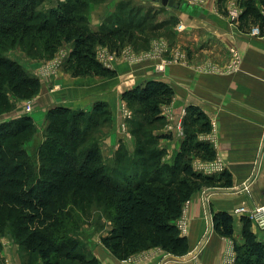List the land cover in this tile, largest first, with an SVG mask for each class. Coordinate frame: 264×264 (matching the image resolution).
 <instances>
[{
  "label": "trees",
  "instance_id": "16d2710c",
  "mask_svg": "<svg viewBox=\"0 0 264 264\" xmlns=\"http://www.w3.org/2000/svg\"><path fill=\"white\" fill-rule=\"evenodd\" d=\"M50 2L0 0V113L11 108L10 94L24 99L41 88L39 77L28 75L16 60L3 56L8 47L19 46L33 57L50 59L71 42L72 50L63 67L66 72L113 77L117 70L99 60L98 46L119 51L134 42L133 30L143 28L144 20L126 14L124 4L96 30L88 19L91 0H57L51 7L47 6ZM239 3L243 7L239 29L247 33L258 26L264 35V0ZM174 92L170 83L160 79L147 80L123 92V99L138 114L132 126L138 144L134 159L129 160L124 151L118 154L122 181L114 178L107 166L96 136L101 123L110 118L106 101L97 102L90 113L63 106L49 110L37 161L23 147L36 131L32 117L0 123V220L5 215L13 222L12 230L22 236L27 252L38 255L43 264H100L97 257L83 254L78 238L69 234L66 210L75 195L104 197L113 206V226L103 235L102 243L117 259L152 247L178 257L189 252L188 238L177 225L185 204L204 188L234 184L227 169L205 174L194 168V157H216L212 144L199 139V134L212 130V125L207 113L196 105L188 108L192 129L185 136L178 160L174 165L162 163L164 151L156 145L158 139L168 136H153L151 130L164 120L162 105L172 102ZM129 161L131 166H127ZM213 215V229L233 238L234 215L227 210ZM252 227L244 215L243 241L234 243V264H264V240Z\"/></svg>",
  "mask_w": 264,
  "mask_h": 264
},
{
  "label": "crops",
  "instance_id": "0c3cea01",
  "mask_svg": "<svg viewBox=\"0 0 264 264\" xmlns=\"http://www.w3.org/2000/svg\"><path fill=\"white\" fill-rule=\"evenodd\" d=\"M110 1L91 6L89 19L96 29L111 16L115 3L121 0H113L108 6ZM203 2L200 8L189 7L185 35L177 37L179 45L194 50L192 53L197 57L193 58L197 60L193 65L173 63L165 72L157 73L154 61L136 65L119 61L108 66L118 71L113 77H73L59 71L50 81L41 79L39 100L51 106L59 104L83 110L92 109L95 102L106 101L114 113V127L120 121L123 92L147 80L160 79L174 88L175 111L195 104L218 125L217 160L233 175L234 186L207 187L194 193L185 204L177 224L185 219L186 232L182 233L188 238L189 252L175 257L160 247H152L137 251L128 259H117L103 244L96 252L100 264H226L225 258L235 253L234 243L243 241L244 215H236L235 210L241 205L251 209L264 203V35L245 33L239 26L230 25L216 0ZM55 3L54 0L47 6ZM71 46L72 43L67 42L62 47ZM233 46L240 51L242 60L239 68L229 71L226 66ZM204 58L222 66L224 71H202L199 61ZM50 86L56 89L52 93H49ZM251 175L256 177L252 179ZM247 186L250 191L246 190ZM222 210L235 217L233 238L221 236L213 229V212Z\"/></svg>",
  "mask_w": 264,
  "mask_h": 264
},
{
  "label": "rangeland",
  "instance_id": "374dc122",
  "mask_svg": "<svg viewBox=\"0 0 264 264\" xmlns=\"http://www.w3.org/2000/svg\"><path fill=\"white\" fill-rule=\"evenodd\" d=\"M53 1L54 0H51V2ZM104 1L106 0H91L89 4V12L92 9L91 6L103 3ZM176 1L180 2L179 7L172 5L164 6L161 3H155L151 0H121L116 2L115 6L113 7L114 10L112 14L119 13V6L124 4L126 14L130 13L129 15H131V17H135V19H138L139 21L144 20L142 25L143 28L141 27L142 29L133 30V32H135L134 42L127 43L125 47L119 51H111L105 46L98 48L96 52L98 58L103 61L105 66H113L115 62L119 61L132 65L142 64L146 61H154V66L156 69L155 71L157 73L165 72L169 65H173V63L193 65V61L197 60L193 57L197 56H194V53H192L193 49H191L189 46L184 44L179 45L181 43L178 42L177 37L178 35H185L186 29L188 27L187 11L189 7L200 8L201 3L204 0ZM109 3L110 4H108V6L114 3V1L111 0ZM216 3L219 5V9L223 16H225V18L230 22V25L234 24L235 26H239V21L236 22L237 20L232 19L230 15V7L232 6V3L237 4L239 3V0H216ZM89 22L91 23L90 19ZM103 22L97 28H100L103 25ZM91 26L96 29L92 23ZM248 33L251 34V31L249 30ZM71 50L72 46L71 48L60 47L55 53L56 55L49 59L33 57L28 54L27 49H23L19 46H11L8 47L5 52H3V56L16 60L28 75L37 78L39 77L40 83L42 78L49 79L50 81L53 75L59 71L61 73H69L73 77L89 76H74L70 71L66 72L65 69H63L65 62L70 56L69 53ZM203 57L200 56L199 58ZM228 63L229 62H227V66L229 65ZM199 65V68L202 71H224L222 66L215 65L211 59L207 58L199 61ZM53 90V86H50L49 93L54 92L56 89L54 91ZM39 92L31 93L27 98L24 99H19L15 95L10 94L8 98L11 102V108L0 113V123H9L11 120L24 116L32 117L36 131L34 135L25 141L23 147L26 149L27 155L32 157V160L34 159L35 161H37L36 153L39 150L40 142L45 139V131L49 122L47 115L49 110L54 109V107L57 106H63L59 104L51 106L49 103L39 100ZM173 100L170 104L162 105V114L165 116V118L164 120L155 124L151 130L153 136H160V134H166L168 136L158 139L159 142L156 147L164 151L162 155V163L170 165H174V163H176L178 160V154L182 150L183 144L185 142V136L187 132L192 129V125H190V113L188 108L190 105H195L189 104V106L183 108L182 111L177 112L173 107ZM96 103L97 102H95L93 105V108ZM93 108L90 110L71 109L90 113L92 112ZM200 109L203 110L201 107ZM203 111L205 112V110ZM119 112L120 121L117 126L114 127V113L110 107V118L107 122L101 123L96 136L99 138L101 153L107 166H109L114 172V178H118L119 181H122L121 179L123 178L124 172L121 170L122 166L120 163H118L117 157L121 151H124L126 152L129 160L134 159L133 155L137 148L138 142L132 132V126L133 123H135L134 121L138 120V114L135 112L134 108L128 106L124 99L122 100L119 107ZM209 119L212 125V130L210 132L199 134V139L201 141L210 142L217 154V143L215 142V137L217 134L218 125H216V122L210 117ZM112 139L114 140L113 143L108 142L109 140L112 141ZM169 142L171 143L169 144ZM217 156L218 155H216L214 159L206 160L202 157H194L192 161L194 168L205 174L221 173L226 169L224 168L223 162L217 160ZM132 163L133 162L130 163L129 161L127 166H131ZM38 168L39 165H37V169ZM208 168L221 170L210 173L209 170H207ZM127 174H129V172ZM255 177L256 175H251L252 179ZM210 188L222 189L229 187ZM248 189L249 187L247 186L246 190ZM250 190L251 189H249V191ZM189 201L190 200H188V202ZM68 204L69 205L66 211L69 214V216L67 215L69 220H66V222L69 234H72L78 238L80 242L79 249L83 254L97 257L96 252H98L99 249L101 250L100 246H103V235H106L113 226L112 218H110V209L113 206L109 203H106L104 197L96 195L86 196L84 198L75 195L69 200ZM3 216V219L0 220V264H43L42 259L38 255H32L22 247V236L17 235L14 230H12L13 222L8 220L5 215ZM253 227L255 228L254 224ZM257 232L256 233L259 239L264 238V234L258 229ZM229 257L228 259L230 260L234 259V264L236 261L235 253ZM62 264H77V262L64 261Z\"/></svg>",
  "mask_w": 264,
  "mask_h": 264
},
{
  "label": "built area",
  "instance_id": "2783aa9c",
  "mask_svg": "<svg viewBox=\"0 0 264 264\" xmlns=\"http://www.w3.org/2000/svg\"><path fill=\"white\" fill-rule=\"evenodd\" d=\"M151 1L155 2V3L156 2L161 3V0H151ZM230 10H231L230 11L231 18L237 20L236 22H238L239 21L238 18L241 15V13L243 12V7L239 3H237V4L232 3ZM250 31H251V34L261 35L260 29L258 26H253L250 29ZM241 60H242V56L240 54V51L237 48H235L234 46L231 47L230 48V61L228 63L229 65L227 66V70L233 71V70L239 68ZM100 61L103 63L102 60H100ZM201 167L204 168L203 166H201ZM221 169H222V167H221ZM221 169H215V168L209 169L208 168L207 170H209L210 173H213V172H216L217 170H221ZM235 213H237V214L239 213V214L248 216L249 219L254 224V226L256 227V229H258L261 233L264 234V203L259 204V205H255L251 209H248L246 206H240L235 210ZM177 225H178L180 231L186 232L184 219H182ZM225 260H226V264H233L234 259L230 260L227 257V258H225Z\"/></svg>",
  "mask_w": 264,
  "mask_h": 264
},
{
  "label": "water",
  "instance_id": "95a60500",
  "mask_svg": "<svg viewBox=\"0 0 264 264\" xmlns=\"http://www.w3.org/2000/svg\"><path fill=\"white\" fill-rule=\"evenodd\" d=\"M161 3L162 5L164 6H176V7H179L180 5V2L179 1H176V0H161ZM197 252V251H196ZM195 255V253L193 254V256ZM174 256V255H173ZM176 257V256H175ZM183 258V257H181Z\"/></svg>",
  "mask_w": 264,
  "mask_h": 264
}]
</instances>
